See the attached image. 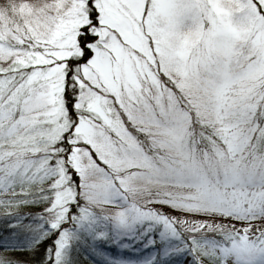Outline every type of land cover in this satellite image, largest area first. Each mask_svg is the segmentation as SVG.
Wrapping results in <instances>:
<instances>
[{"label": "snow or ice", "instance_id": "snow-or-ice-1", "mask_svg": "<svg viewBox=\"0 0 264 264\" xmlns=\"http://www.w3.org/2000/svg\"><path fill=\"white\" fill-rule=\"evenodd\" d=\"M0 264H264V0H0Z\"/></svg>", "mask_w": 264, "mask_h": 264}]
</instances>
